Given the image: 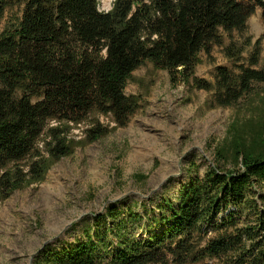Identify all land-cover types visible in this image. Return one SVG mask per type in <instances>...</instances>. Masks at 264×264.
Segmentation results:
<instances>
[{
    "label": "trees",
    "instance_id": "obj_1",
    "mask_svg": "<svg viewBox=\"0 0 264 264\" xmlns=\"http://www.w3.org/2000/svg\"><path fill=\"white\" fill-rule=\"evenodd\" d=\"M99 5L0 0V201L126 126L139 100L125 88L146 62L172 85L210 93L209 108H235L264 84V35L254 40L248 27L257 8L264 18L263 0ZM15 6L19 12L7 15ZM215 48L229 65H215L212 80L199 77L202 55L215 64ZM248 106L254 111L234 116L215 146L214 164L194 173L174 201L163 197L158 215L122 216L110 204L84 241L44 247L35 264H264V109Z\"/></svg>",
    "mask_w": 264,
    "mask_h": 264
},
{
    "label": "rangeland",
    "instance_id": "obj_2",
    "mask_svg": "<svg viewBox=\"0 0 264 264\" xmlns=\"http://www.w3.org/2000/svg\"><path fill=\"white\" fill-rule=\"evenodd\" d=\"M112 1L100 0V9L108 10ZM19 9L8 8L7 15ZM248 27L254 40L264 35L260 8ZM213 54L215 64L202 55L196 67L199 77L212 80L215 65H229L218 48ZM254 87L235 108H209L210 93L183 83L172 85L168 73L151 62L140 66L125 88L139 100L126 126L77 148L56 162L42 183L0 201V264H35L44 247L59 250L84 241L95 217L110 204L122 216L129 211L148 219L158 215L156 206L163 197L174 201L194 173L203 175L214 164L215 146L233 117H248L254 111L250 103L264 109V84ZM74 134L80 137V131ZM138 175L147 179L138 181ZM144 222L155 231L150 220Z\"/></svg>",
    "mask_w": 264,
    "mask_h": 264
},
{
    "label": "water",
    "instance_id": "obj_3",
    "mask_svg": "<svg viewBox=\"0 0 264 264\" xmlns=\"http://www.w3.org/2000/svg\"><path fill=\"white\" fill-rule=\"evenodd\" d=\"M110 8H111V7H110ZM110 8H109V9H110ZM109 9H108V10H109Z\"/></svg>",
    "mask_w": 264,
    "mask_h": 264
}]
</instances>
